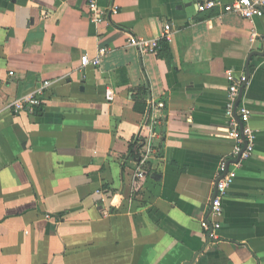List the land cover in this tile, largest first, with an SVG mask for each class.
<instances>
[{"label":"crops","instance_id":"crops-1","mask_svg":"<svg viewBox=\"0 0 264 264\" xmlns=\"http://www.w3.org/2000/svg\"><path fill=\"white\" fill-rule=\"evenodd\" d=\"M206 1L98 0L118 11L93 24L84 0H0V264H264V15L200 11ZM226 69L245 79L254 152L211 242L200 220L233 145ZM44 81L40 106L15 112Z\"/></svg>","mask_w":264,"mask_h":264},{"label":"built area","instance_id":"built-area-1","mask_svg":"<svg viewBox=\"0 0 264 264\" xmlns=\"http://www.w3.org/2000/svg\"><path fill=\"white\" fill-rule=\"evenodd\" d=\"M85 13L88 20L93 24H100L110 15L116 14L118 6L116 4H108L102 6L98 4V0H84ZM220 8L223 14H233L244 19H252L264 15V0H232L228 3H220L218 1H206L198 4L200 11L212 8ZM162 37L170 38V26L165 25ZM128 44L137 47L142 54L155 53L158 50V41L156 39L130 38ZM107 51V48L101 46L98 49L96 57L89 59L87 55L81 56L82 65H96L99 57ZM226 79L228 81L226 91V103L224 105L225 132L227 137L232 140L233 145L229 158L220 160L217 168L216 179L214 183V193L209 200V217L200 220V227L208 239V241L218 240V230L221 227L222 204L221 200L226 194L227 188L232 184L236 177V171L242 162L247 160L254 152V131L249 126L250 111L245 104L239 102V94L243 77L236 78L231 69L225 70ZM49 82L44 81L33 92L26 96L16 98L12 103L13 110L33 112L35 107L40 106L45 88ZM135 151V150H134ZM153 146L144 143L141 151L136 150L133 167L128 172L131 180L142 181L146 176V163L151 157ZM124 162V166H125Z\"/></svg>","mask_w":264,"mask_h":264},{"label":"water","instance_id":"water-1","mask_svg":"<svg viewBox=\"0 0 264 264\" xmlns=\"http://www.w3.org/2000/svg\"><path fill=\"white\" fill-rule=\"evenodd\" d=\"M240 96H241V90H240L239 98H240Z\"/></svg>","mask_w":264,"mask_h":264}]
</instances>
